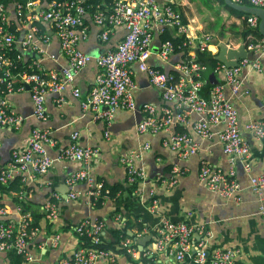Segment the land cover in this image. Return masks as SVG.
<instances>
[{
  "label": "built area",
  "instance_id": "1",
  "mask_svg": "<svg viewBox=\"0 0 264 264\" xmlns=\"http://www.w3.org/2000/svg\"><path fill=\"white\" fill-rule=\"evenodd\" d=\"M235 5L249 6L264 10V0H231ZM34 0H25L15 9L17 20L22 26H28L29 31L19 43L21 49L16 50L17 36L8 30V19L3 8H0V132L19 131L25 118L12 107L10 97L18 93H28L33 106V117L38 122L48 119L45 107V96L49 93L61 95L72 85L74 77L90 62H95L99 72L94 84L82 103L84 111L92 112L94 121H103L110 126L117 110L135 111L137 102L135 92L138 89L134 81L135 72L145 76L148 83L161 92V98L166 104L163 107L144 104L141 107L142 120L135 126L136 135L165 134L162 145L173 152L178 158L187 159L199 151L193 137L210 138L214 128H219L215 134L222 148L230 169L228 172L216 169L202 163L199 170V183L209 191L219 196L239 201L240 186L235 178L233 167L236 163L248 160L249 145L241 136L239 117L235 103L247 100L249 91L243 84V72H260V61L264 59V38H247L248 42H236L232 38L220 39L217 35L199 31L196 35L190 33L189 26L183 24L182 14L186 0H108V5L97 4L92 7V22L99 29L98 39L106 44L117 28L126 31L123 39L108 49L102 55L93 58L83 53L78 45L88 38V30L83 19L87 13L89 0H52L44 10L35 11ZM48 24L56 35L60 50L67 59V67L59 72L47 71L41 65L40 59L23 61L22 51L29 50L37 56L45 53L44 45L48 38L38 25ZM247 24L250 29H258L259 19L249 16ZM168 33L172 38H179L182 43L175 46L166 41L159 44L157 52L152 46L157 38ZM244 47L247 56L240 60L237 67L227 68L218 63L214 74L218 83L210 90L207 98L201 96L205 84L202 73L205 67L195 62L194 50L210 52L216 56L220 48L227 51H237ZM188 48L187 55L183 50ZM179 51L177 53L176 51ZM190 50V51H189ZM179 55L180 60L173 65L174 74H165L154 68L150 59L154 56L162 64L170 63L172 56ZM184 56V57H183ZM74 97H79L77 89L72 90ZM63 103V99H59ZM200 116L198 121H189V114ZM246 133L256 140L264 141V121H250L243 126ZM109 137V133L106 134ZM52 141L47 130L34 128L28 139L20 146L11 150V159L6 167L0 165V184L7 186L15 176L23 175L31 168L34 177L42 180L53 167V161L47 156L46 149ZM144 149L147 146L143 147ZM139 151L124 154L120 161L125 166L126 183L138 187L146 179L145 170L137 165ZM61 160L81 165L72 172L67 184L71 191L63 199L57 194H51L49 200L36 213L54 225L60 218L59 206L62 202H75L79 193L74 187L85 184L86 202L91 208L99 197L98 182L90 178L89 169L98 159V151L89 147L83 148L79 143V133L70 135L66 148L60 151ZM250 172V168L245 169ZM183 171L172 169L168 180H162L159 188L169 191L177 185ZM251 191L258 198V215L264 221V165L258 175L249 177ZM151 213L158 212V204L154 192L149 194ZM21 214L18 224L0 221V252L14 253L27 263L35 264V258L28 250L29 242L38 232L33 226L29 212ZM4 208L0 216L5 215ZM118 227H123L121 215L114 217ZM104 223L100 220H84L72 228V233L78 237H88L93 246L97 247L104 241L102 230ZM197 233L202 240L192 263L186 264H240L238 250H216L211 254L206 252L207 233L203 228L196 229L174 224L163 219L156 230L155 247L158 253H165L177 263L185 264L184 259L192 250L193 235ZM78 240V239H77ZM58 237L54 236L51 245L56 246ZM124 250L130 259L139 261L141 255L131 239L126 238L118 247ZM119 255L112 251H101L96 248L84 249L78 247L69 257L61 259L58 264H96L105 259L108 264H116Z\"/></svg>",
  "mask_w": 264,
  "mask_h": 264
},
{
  "label": "crops",
  "instance_id": "2",
  "mask_svg": "<svg viewBox=\"0 0 264 264\" xmlns=\"http://www.w3.org/2000/svg\"><path fill=\"white\" fill-rule=\"evenodd\" d=\"M35 11H42L47 6L44 0H35ZM186 2H188L186 0ZM25 0H0L8 19V30L17 36V51L21 49L19 43L28 33V26H22L16 18L15 9ZM94 5H108V0H92ZM188 4V3H187ZM87 10L83 19L88 30L86 41L79 43L78 48L85 54L96 58L112 49L126 34L124 28H117L109 37L106 44L99 39V29L92 22V6ZM186 17V15H185ZM230 23L239 24V20L230 18ZM190 33L202 32V26L194 27L189 23ZM48 40L43 46L45 53L37 56L29 50H23L24 62L40 59L41 65L47 71L59 72L67 67V59L60 50L59 41L48 24L40 25ZM243 42L239 38H233ZM159 40L153 43L152 50L157 52ZM249 57V56H248ZM253 60L255 57L250 55ZM180 56L174 55L168 64H162L153 56L149 63L165 74L173 71V65L179 62ZM260 72H243V84L249 91L247 100L235 103L238 112L241 136L249 145L250 156L246 161L238 162L233 170L240 186L239 201L234 202L223 198L199 183V170L202 163H207L213 168L228 172L230 165L227 162L218 138L215 135L219 128L212 130L210 138L193 137L199 146L196 155L187 159L178 158L173 152L163 147L165 134L136 135L134 128L138 121L134 111L117 110L112 124L108 126L103 121H94L93 113L84 111L82 103L86 100L94 80L99 72L95 62H90L74 77L72 85L67 87L61 95L49 93L45 96V107L48 114L46 122H38L33 117V106L28 93H18L10 97V102L15 111L25 118L22 128L13 132L3 130L0 132V165L6 167L11 159V150L20 146L28 139L34 128L47 130L52 144L46 149L47 156L53 161V167L42 180L34 177L31 168L21 176H15L19 187L24 190L27 202L33 212L38 213L40 208L49 200L51 194H57L63 199L71 191L67 184L69 175L81 168L80 164L61 160L60 151L66 148L70 135L79 133V143L83 148L89 147L98 151V159L89 169L90 178L94 181H104L108 186L121 185L123 192L119 193L116 200H108L102 207L95 210L86 202V186L79 184L74 191L79 193L75 202H62L59 206L60 218L54 225L42 217L38 223V232L28 244L30 254L35 258V264H58L61 259L69 257L79 247L78 240L71 230L84 220H100L104 223L102 238L104 241H113V233L118 224L114 217L121 215L122 221L128 216L130 219L138 218L145 226L142 232L129 233L133 245L135 244L142 257H146L148 264H181L165 253H158L155 247L156 230L166 219L174 224H183L193 228L201 227L207 233L205 243L206 252L211 254L216 250H238L240 264H264V221L258 215V198L251 191L249 177L258 175L264 165V141L256 140L251 134L243 130V126L250 121H264V59L260 61ZM134 81L138 89L135 92L136 104L154 105L163 107L166 104L161 98V92L153 88L144 75L135 72ZM77 89L79 97L72 95V90ZM63 103H59V99ZM189 121H198L200 116L188 115ZM112 126V127H111ZM109 133V137L106 134ZM147 146V148H143ZM131 151H139L137 165L145 170L146 179L138 187L126 183L125 166L120 159ZM183 171L177 185L169 191L159 188L162 180H168L172 169ZM250 168V172L245 169ZM12 182V181H11ZM154 192V199L158 204V212L151 213L149 194ZM15 193L9 194L0 191V209L4 208L5 215L0 216L1 222L18 224L21 214L13 203ZM38 211V212H37ZM114 212L116 215H114ZM40 213V212H39ZM38 213V214H39ZM57 236L56 246L51 245L52 237ZM202 238L193 235L192 250L185 257L184 263H192L198 251V244ZM0 264H33L27 263L23 258L14 253L0 252ZM96 264H108L105 259H100ZM116 264H143L126 256L119 255ZM208 264V263H206Z\"/></svg>",
  "mask_w": 264,
  "mask_h": 264
},
{
  "label": "trees",
  "instance_id": "3",
  "mask_svg": "<svg viewBox=\"0 0 264 264\" xmlns=\"http://www.w3.org/2000/svg\"><path fill=\"white\" fill-rule=\"evenodd\" d=\"M35 1V0H34ZM45 2L49 3L52 0H44ZM189 2H195L196 0H188ZM199 2L202 4V6L207 7L209 10H212L215 14V21L213 23H209L207 25V30L210 32H215L218 37L224 38L226 36H231L233 38H239L243 42H248L247 38L249 36L254 37L255 39H262V36L259 34L258 29L252 30L249 28L247 24V19L249 18L248 15L234 11L227 6H225L223 0H199ZM89 5H95L92 3V0H89ZM216 5L217 7H215ZM224 11L229 18H235L239 20V24H231L229 26H226L225 22L222 20V18L219 15V10ZM182 22L183 24H187L186 17L182 14ZM38 30L42 31V27L38 25ZM43 32V31H42ZM159 40V44L162 42L170 41L173 43V45L177 46L182 43V40H179V38H172L168 33H165L164 35L157 38ZM190 51V50H189ZM179 53V51H176ZM184 56L188 53V48L183 50ZM195 56V62L205 67V72L202 73V78L205 82L203 89L201 91V96L204 98H207L210 90L214 87V84L207 81V78L210 74L214 73V69L217 65V62L215 61V56L212 55L210 52H199V51H193ZM183 56V57H184ZM176 73L175 71H172L170 74ZM98 184L100 185V188L98 189L99 197L94 202L93 209L98 210L102 207L103 203L108 200H116L119 196V193L123 192V187L121 185H113L108 186L104 181H98ZM0 191L3 193H15L16 196L13 198V203L17 208L21 209V213L25 214L29 212L32 216V223L34 227L38 228V223L40 219L42 218L40 215L33 212L30 208V204L27 202V197L24 195V190H22L19 187V183L17 184V180H12V182H9V184L5 187H3L0 184ZM114 212V215H116ZM145 229V226L142 222L139 221V219L136 217L133 220L130 219L128 216L123 221V227L117 228L113 233V241H103L100 246L94 247L91 240L84 236V237H78L75 236L78 239V245L80 248L84 249H93L96 248L101 251H112L118 255L126 256L130 259L129 256L125 254V251L122 249H118L120 242L123 241L126 238L133 239L134 237L130 236L129 233L135 231V233L142 232ZM72 229H65V231H69ZM134 246H136L134 244ZM142 256V255H141ZM146 257H141L140 261L143 262V264H148Z\"/></svg>",
  "mask_w": 264,
  "mask_h": 264
},
{
  "label": "water",
  "instance_id": "4",
  "mask_svg": "<svg viewBox=\"0 0 264 264\" xmlns=\"http://www.w3.org/2000/svg\"><path fill=\"white\" fill-rule=\"evenodd\" d=\"M223 2L225 6H227L228 8L234 11L244 13L248 16L257 17L259 19L258 32L264 38V10L252 8L246 5L243 6L235 5L231 2V0H223ZM248 56L250 57V55ZM248 56L244 47L239 48L237 51H227L224 48H220L214 59L216 62L223 64L225 67L232 68V67H237L239 61L245 59ZM207 81L211 82L214 85L218 83L216 79V75L214 73L208 76ZM141 107L142 105L138 104L134 111L135 116L138 119L136 125H138L142 120V115L140 113Z\"/></svg>",
  "mask_w": 264,
  "mask_h": 264
},
{
  "label": "rangeland",
  "instance_id": "5",
  "mask_svg": "<svg viewBox=\"0 0 264 264\" xmlns=\"http://www.w3.org/2000/svg\"><path fill=\"white\" fill-rule=\"evenodd\" d=\"M187 3L188 4L184 8V12H185L186 18H188L189 20V23L192 24L195 28L198 26H202L201 30L204 33L217 35L215 32H210L207 30V25L215 21V16H214L215 14L213 13V11L209 10L205 6H202L199 0H196L195 2L188 1ZM214 6L217 7L216 5ZM219 15L222 18V20L225 22L226 26L235 24V23H230L231 19L228 17V15L224 11H222V9L219 10ZM228 38L230 37L226 36L220 39L225 40Z\"/></svg>",
  "mask_w": 264,
  "mask_h": 264
}]
</instances>
